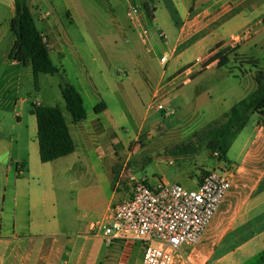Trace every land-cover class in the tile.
I'll use <instances>...</instances> for the list:
<instances>
[{"label":"crops","instance_id":"obj_1","mask_svg":"<svg viewBox=\"0 0 264 264\" xmlns=\"http://www.w3.org/2000/svg\"><path fill=\"white\" fill-rule=\"evenodd\" d=\"M160 4L170 12L178 29L179 44L173 52H179L180 46H186L179 54L181 64L191 48L210 41V45L204 48L205 58L210 50L221 45L220 48L230 47L236 50L235 54L258 60L259 69L264 70L261 60L252 50L253 47L262 49L264 44V31L256 29L264 16V0H155L156 8ZM38 11L34 13L36 26L45 37H50L53 44L49 45L50 57L60 72L56 75L40 74L39 87L36 88L31 66L9 59L16 42L10 29V22L15 16V3L14 0H0V264H100L108 248L103 249V231L99 225L108 222L113 208L130 197L133 182L146 179L149 183L157 180L169 183L164 177L157 176L151 180L145 177L138 179L132 166L134 154H139L148 147V143L165 134V127L157 124L154 118L149 124L147 121L141 123L129 141L119 138L117 131H127L124 125L134 121L129 94L124 90L115 91L118 106L113 108L103 101L106 108L102 112L96 111L97 106L91 112L86 109L87 118L74 123L62 96L60 75L69 76L73 63H78L90 79L94 78V74L81 52L82 48L66 40L56 22L59 20L51 13ZM154 16V20L150 21L156 22V12ZM207 18L210 20L205 23ZM251 19H254V24ZM215 23L218 26L209 28ZM146 24L142 14L139 26L133 25V28L146 29ZM248 28L253 30V35L240 39ZM220 29L225 31L221 33ZM160 31L164 32L158 29L157 34L148 35L147 40H157ZM97 46L94 49L96 53L90 52L91 64H96L101 57L102 45ZM129 51L132 62L141 67L139 54ZM231 64L218 68L217 62H214L202 73V65L194 64L189 69L193 73L192 80L187 84L183 83L188 65L177 67L170 74L168 70L164 71L154 87L144 83L147 76L139 81L141 89L151 95L150 104L161 93L167 95L168 104L173 96L175 99L180 97L177 120L183 124L178 128L203 129L221 119L258 87L254 78L256 68L246 64L232 74ZM224 69L228 71L227 75L205 80L210 71ZM118 72V76L111 72L110 86L121 81L120 86L123 87V71ZM56 77L58 81L54 79ZM241 78L247 83L240 84ZM79 85L76 89L83 97L84 88L81 86L80 89ZM185 91L194 92L191 101ZM33 95L35 100L32 102L30 98ZM198 100L202 102V107L195 111ZM30 101L32 106L27 107ZM34 105L59 106L62 109L75 142L74 153L48 163L41 161L37 118L32 112ZM204 105L214 117L209 120L202 116L197 122L196 113L205 115ZM146 125L150 129H145ZM146 134L148 137L140 141V137ZM217 169L231 175V188L202 241L192 251L195 263L219 264L215 260L216 251L228 236L233 241H241V247L247 254L259 251L263 256L264 116H251L248 125L235 136L227 158L215 166L214 170ZM201 178L196 177L193 185L190 183L187 187H197ZM174 183L182 184L179 181ZM96 217L101 218L95 220ZM75 233L77 238L73 236ZM121 243L117 241L113 245ZM129 246L132 247L131 264H142V244L132 243Z\"/></svg>","mask_w":264,"mask_h":264},{"label":"rangeland","instance_id":"obj_2","mask_svg":"<svg viewBox=\"0 0 264 264\" xmlns=\"http://www.w3.org/2000/svg\"><path fill=\"white\" fill-rule=\"evenodd\" d=\"M28 3L29 7L34 11H32L33 14H36L38 10H42L43 13H51L55 16L59 20L56 22H58V26H61L66 40L82 48L81 52L88 61L87 64H90L89 68L92 70L95 79H90L85 70L81 71L78 63H73V69L70 67L69 76L61 74L60 80L62 84L63 82L69 83L75 87L80 84L79 88H84L83 99L85 108L88 111H93V108L103 101L108 102L113 108L118 106V98L115 91L124 90V92L129 94V105L134 111V121L130 120L128 124L124 125L127 131H117L119 138L129 141L130 138L132 139L135 136L141 123L147 121L149 124L150 120L153 121L154 118L157 120V124H162L165 127V134L159 136L156 141L148 143V147L141 150L139 154H134L132 166L135 169L134 173H132L136 178L145 177L151 180L154 176L164 177L169 183L179 181L183 186L187 187L190 183L193 185L196 177L206 175L203 170L211 171L215 169L217 163L220 162L219 158L210 152L204 143L199 145L195 137L196 133L202 132L205 128L193 129L189 126L178 128L183 124L177 120L180 112V108H177L180 97L175 99L173 96L169 104L165 101L167 107L165 112L156 109L150 110L151 95L146 90L141 89L142 83L139 79L143 81V76H147L144 83L148 87L150 85L154 87L164 71L168 70V74H170L175 68L182 67V65H188V68L192 67L196 64L198 57H201L199 58L201 60L199 65L203 67L208 60L223 49H226V47L218 50L213 48L208 54L206 53L207 57L205 58V55H203L204 48L210 45V41H206L198 47L191 48L188 55L184 56L183 64H181L179 54L186 46H180L179 52H173L174 48L179 44L177 42L178 29L170 12L163 4L157 5L156 22L150 21L146 12H142L147 21L145 28L149 32V37L157 34L158 29H163L166 33V40L157 38V40L153 39L152 42L147 40V36L142 33L141 28H133V24L126 15L127 4L125 0H29ZM50 19H52V16H50ZM209 20L210 18H207L204 22L207 23ZM253 20L251 19L252 24L255 23ZM73 21L75 22L73 23ZM258 25L259 27L257 26L256 29L264 31V16H262L261 23ZM216 26H218V23L210 25L209 28L213 29ZM224 29L219 31L222 33L225 31ZM66 31L69 35L65 33ZM253 33V30L248 28L243 35H240V39L244 38V36H252ZM262 36L264 37V33ZM46 41L48 45H53L50 37L46 36ZM100 44L102 45L101 57L96 64H91L90 52L96 53L94 49ZM129 50L139 54L138 60L141 62V67H139L138 63L132 62ZM252 50L257 58L261 60L262 67H264V44L262 49L253 47ZM163 55H167L170 60L165 67L160 63V57ZM232 59V64L230 62L232 72H237L238 69L246 66V64L234 61V57ZM100 67H102V73L100 72ZM118 71H123V76H121L123 87L120 86L121 81H117L116 84L114 82L110 86L111 72L118 76ZM227 73L228 71L225 69L210 71L206 75L205 80L215 79L219 76L227 75ZM126 74L129 77L131 76V78H128ZM54 79L57 80L58 78ZM93 83H96V87L93 86ZM239 83L244 85L247 80L241 78ZM46 89L48 94L49 88L47 86ZM187 89L188 86L185 90ZM199 89L203 90L202 88ZM185 95L191 101L194 92L185 91ZM30 100L33 102L35 95ZM31 101L26 104L27 107L32 106ZM205 106L202 108L205 111V115L200 112V114L196 113L199 115V118L197 115V122H199L198 120L201 121L202 116L209 120L214 117L209 112L208 107ZM201 107L202 102L198 100L195 111H198ZM64 109H66L65 106ZM66 114L70 116L68 112ZM145 129H150L149 125H146ZM159 130L158 128L157 131ZM146 137H148L147 134L143 135V137H140V141H144ZM170 161L173 163H170ZM100 218L96 217L95 220ZM77 235L75 233L73 236L77 238ZM241 244H243L241 241H233L232 237L228 236L219 245L215 260L219 264H262L264 262V255L262 256L259 251L258 253L250 252L251 254H247ZM103 245L104 251L107 248L108 250L106 256L100 260V264H131V246L124 244V242L116 246H110L105 243ZM261 256L262 258L260 259Z\"/></svg>","mask_w":264,"mask_h":264},{"label":"built area","instance_id":"obj_3","mask_svg":"<svg viewBox=\"0 0 264 264\" xmlns=\"http://www.w3.org/2000/svg\"><path fill=\"white\" fill-rule=\"evenodd\" d=\"M125 2L129 21L139 26L147 0ZM142 33L149 35L147 29ZM159 38L166 40L167 36L160 31ZM168 59L164 55L160 62L165 66ZM200 63V59L196 60V64ZM190 68L184 72L183 84L192 80ZM166 99L167 95H156L149 109L165 112ZM215 155L219 158V153ZM230 188L231 175L219 169L208 171L195 188L161 180H135L130 197L113 208L108 222L99 225L103 241L110 246L117 241L128 246L141 243L142 264H196L192 251L202 241Z\"/></svg>","mask_w":264,"mask_h":264},{"label":"trees","instance_id":"obj_4","mask_svg":"<svg viewBox=\"0 0 264 264\" xmlns=\"http://www.w3.org/2000/svg\"><path fill=\"white\" fill-rule=\"evenodd\" d=\"M14 3L15 16L10 22V29L16 37V42L9 59L24 66H31L35 87L38 88L40 74L56 75L60 70L52 62L46 37L36 26L28 0H14ZM143 8L149 19L154 20L155 0H147ZM220 46L217 45L215 48L218 49ZM235 52L236 50L230 47L223 49L205 63L200 73L214 62H217L218 68L228 67L231 56ZM234 61L251 65L257 69L254 77L257 89L234 105L221 119L212 122L202 132L195 134L199 145L204 143L210 152L219 153L220 161L227 158L235 136L248 125L251 116L254 114L264 116V70L259 69L258 60L247 56L235 54ZM230 72L234 73L231 69ZM61 92L74 123L84 121L87 118V110L80 92L75 86L64 82L61 85ZM105 108L106 105L102 102L96 107V111L102 112ZM32 112L37 118L40 158L43 163L52 162L74 153L75 142L59 106L34 105ZM203 171L207 174V171Z\"/></svg>","mask_w":264,"mask_h":264}]
</instances>
